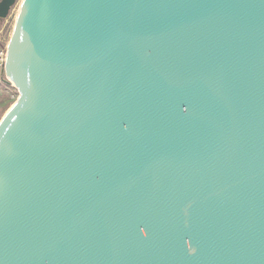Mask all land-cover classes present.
I'll return each instance as SVG.
<instances>
[{"label":"water","instance_id":"water-1","mask_svg":"<svg viewBox=\"0 0 264 264\" xmlns=\"http://www.w3.org/2000/svg\"><path fill=\"white\" fill-rule=\"evenodd\" d=\"M7 56L0 264H264V0H23Z\"/></svg>","mask_w":264,"mask_h":264},{"label":"rangeland","instance_id":"rangeland-1","mask_svg":"<svg viewBox=\"0 0 264 264\" xmlns=\"http://www.w3.org/2000/svg\"><path fill=\"white\" fill-rule=\"evenodd\" d=\"M22 3L23 0H17L12 6L7 18L4 19L0 25V40L3 43L9 42ZM11 90L12 87L10 88L5 84L0 83V122L14 104L10 97Z\"/></svg>","mask_w":264,"mask_h":264},{"label":"built area","instance_id":"built-area-1","mask_svg":"<svg viewBox=\"0 0 264 264\" xmlns=\"http://www.w3.org/2000/svg\"><path fill=\"white\" fill-rule=\"evenodd\" d=\"M7 49H8V43L7 42L3 43L0 40V83L5 84L10 88L12 87V90L10 92V97L13 100V102H16L19 97V91L11 82V79L6 69V60L8 57Z\"/></svg>","mask_w":264,"mask_h":264},{"label":"bare ground","instance_id":"bare-ground-1","mask_svg":"<svg viewBox=\"0 0 264 264\" xmlns=\"http://www.w3.org/2000/svg\"><path fill=\"white\" fill-rule=\"evenodd\" d=\"M20 10V9H19Z\"/></svg>","mask_w":264,"mask_h":264}]
</instances>
